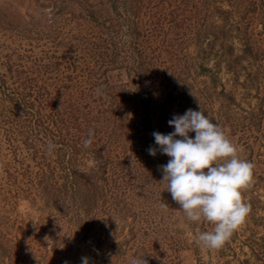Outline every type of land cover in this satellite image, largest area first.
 I'll return each mask as SVG.
<instances>
[{
	"label": "rangeland",
	"instance_id": "obj_1",
	"mask_svg": "<svg viewBox=\"0 0 264 264\" xmlns=\"http://www.w3.org/2000/svg\"><path fill=\"white\" fill-rule=\"evenodd\" d=\"M200 108L255 166L251 211L215 250L152 135ZM138 256L264 264V0H0V264Z\"/></svg>",
	"mask_w": 264,
	"mask_h": 264
},
{
	"label": "clouds",
	"instance_id": "obj_2",
	"mask_svg": "<svg viewBox=\"0 0 264 264\" xmlns=\"http://www.w3.org/2000/svg\"><path fill=\"white\" fill-rule=\"evenodd\" d=\"M174 131L153 132L159 151L171 159L159 166L166 181V190L179 204L189 222L207 221L213 227L197 234V243L215 250L224 246L234 231L243 225L251 211L242 192L253 181L254 164L239 155V149L218 122L205 111L188 109L168 121ZM194 132L195 137L189 133ZM93 130L83 141L85 148L92 143ZM180 137V138H177ZM55 147L48 141V150ZM150 155L157 148L148 149ZM206 170V171H205ZM82 264H89L82 257ZM128 264H147L143 256L130 258Z\"/></svg>",
	"mask_w": 264,
	"mask_h": 264
}]
</instances>
